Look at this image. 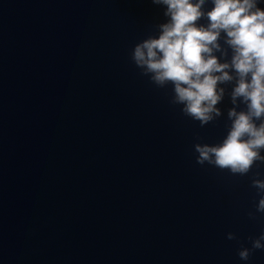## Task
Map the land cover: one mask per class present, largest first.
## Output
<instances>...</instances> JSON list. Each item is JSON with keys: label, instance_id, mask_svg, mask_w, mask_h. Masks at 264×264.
I'll list each match as a JSON object with an SVG mask.
<instances>
[{"label": "clouds", "instance_id": "1", "mask_svg": "<svg viewBox=\"0 0 264 264\" xmlns=\"http://www.w3.org/2000/svg\"><path fill=\"white\" fill-rule=\"evenodd\" d=\"M151 2L164 9L166 22L156 25L158 35H149L134 46L132 61L157 87L171 85L170 103L181 106L180 111L201 127L223 115L219 105L227 95L232 105L227 110V135L218 144H195L196 162L247 175L257 162L264 163V8L260 0H211L210 10H206L209 0ZM252 187L260 195L256 212L264 213V180L254 178ZM248 215L256 218L253 212ZM236 238L234 233L227 234L228 240ZM249 239L251 248L238 252L244 261L253 250H264V232Z\"/></svg>", "mask_w": 264, "mask_h": 264}]
</instances>
